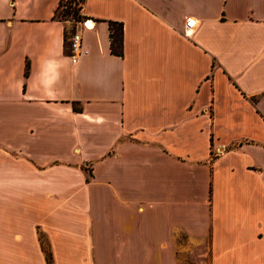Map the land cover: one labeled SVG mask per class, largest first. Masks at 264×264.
I'll return each mask as SVG.
<instances>
[{
	"label": "crops",
	"instance_id": "crops-1",
	"mask_svg": "<svg viewBox=\"0 0 264 264\" xmlns=\"http://www.w3.org/2000/svg\"><path fill=\"white\" fill-rule=\"evenodd\" d=\"M58 1L0 0V264H264V0H82L73 58Z\"/></svg>",
	"mask_w": 264,
	"mask_h": 264
},
{
	"label": "trees",
	"instance_id": "trees-1",
	"mask_svg": "<svg viewBox=\"0 0 264 264\" xmlns=\"http://www.w3.org/2000/svg\"><path fill=\"white\" fill-rule=\"evenodd\" d=\"M66 1H67V6H70L71 1H75V0H66ZM76 2H77V0H76ZM78 2H79L78 5H80L82 0H78ZM61 3H62V0H59L55 12L57 11V9ZM72 31H73V29H71L69 31V33H71ZM68 34H66V30H64V33H63V35H64L63 36L64 37V43H63L64 50H67L66 48H67L68 43L66 41V36ZM108 37H109L110 51L113 53H116V54H122V23L120 21L108 20ZM26 72H27V64L25 66V73ZM74 108H77V106L74 105ZM39 238H40V244L42 246V249L44 250L46 264H51V253H50V250L48 249V247L44 241L43 235L39 234Z\"/></svg>",
	"mask_w": 264,
	"mask_h": 264
},
{
	"label": "rangeland",
	"instance_id": "rangeland-1",
	"mask_svg": "<svg viewBox=\"0 0 264 264\" xmlns=\"http://www.w3.org/2000/svg\"><path fill=\"white\" fill-rule=\"evenodd\" d=\"M55 16L65 21L66 34H68L69 31L72 29L71 25L75 21L80 20L82 18V15L79 10V5L76 0L71 1L70 6H67L66 0H62V3L55 12Z\"/></svg>",
	"mask_w": 264,
	"mask_h": 264
},
{
	"label": "built area",
	"instance_id": "built-area-1",
	"mask_svg": "<svg viewBox=\"0 0 264 264\" xmlns=\"http://www.w3.org/2000/svg\"><path fill=\"white\" fill-rule=\"evenodd\" d=\"M77 3L79 4L78 0H77ZM87 21H90L89 18H85L82 20V24L84 26H89L91 25L88 24ZM194 25V18L193 17H190V16H187L184 20V32H186V30L190 29L191 27H193ZM80 45V35L79 33L77 32V30H73L72 33L70 34V37H69V55L73 58L74 55H75V51H78V47Z\"/></svg>",
	"mask_w": 264,
	"mask_h": 264
},
{
	"label": "water",
	"instance_id": "water-1",
	"mask_svg": "<svg viewBox=\"0 0 264 264\" xmlns=\"http://www.w3.org/2000/svg\"><path fill=\"white\" fill-rule=\"evenodd\" d=\"M88 23L90 22V21H87Z\"/></svg>",
	"mask_w": 264,
	"mask_h": 264
}]
</instances>
